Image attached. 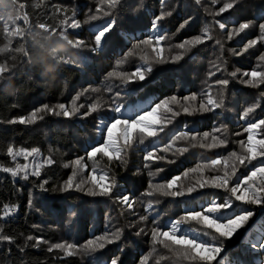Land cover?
Segmentation results:
<instances>
[{"label": "trees", "instance_id": "16d2710c", "mask_svg": "<svg viewBox=\"0 0 264 264\" xmlns=\"http://www.w3.org/2000/svg\"><path fill=\"white\" fill-rule=\"evenodd\" d=\"M97 3L98 0H0V48L8 45L9 49L0 52V62H7L11 68L10 72L4 74L3 80H0V165L15 167V162L7 155L9 146L14 150L37 148L43 160L48 157L55 160L53 165H45L39 178L49 182L48 192H41L34 187L37 180L35 177L25 181L19 177L13 178L9 173L0 172V206L5 203L18 205V210L13 215L0 220L4 234L15 238L13 244L0 242V264H105L115 251L116 245L108 246L103 257L100 253L91 256H85L83 253L64 256L57 250L48 253L46 249L50 244L66 240L83 244L114 226L126 229L122 244L125 249L122 254L123 264H139L142 256L149 257L147 264H175V258L167 249L157 246L153 251L148 237L136 236V228H128V225L137 223L139 216L148 215L147 230L150 231L153 219L164 224L182 216L186 209L199 210L206 199L218 195L222 197L224 193L204 189L175 199L142 196L150 179L147 175L149 169L144 168V164L150 163L153 171L157 168L163 169L154 182H165L180 175L179 184L187 188L201 177L198 173H189L188 177H183V172L207 158H215L217 154L226 155L237 149L236 142L246 137V134L235 135L242 131L244 122L239 119V115L245 107L259 101L260 107L253 116L255 119L264 118V99L258 95L264 90V85L253 89L232 80L227 89L225 108L194 115L182 113L164 132L155 138H147L143 145L139 144L137 138L135 146L127 152L126 164L113 162L108 165L106 158L97 157L95 166L98 169L111 168V174L116 176L120 186L117 191L131 194L133 208L116 205L105 197L89 196L86 194V185L85 191H79L75 187L68 191H52L51 189L62 187L72 173L70 167L66 168L64 164H71L77 157H85L86 160V150H89L91 145L102 142L98 124L101 120L116 115L110 110L115 91L121 92L116 103L123 106L127 116L138 106L148 108L173 95L183 103V97L201 93L221 75L217 73L216 77L208 76L210 71H214L212 64L218 62L220 53L214 42L206 41L179 63L154 64L153 71L147 74L144 81L116 87L120 82L106 80L107 73L114 69L117 61L123 58L133 44L152 34L150 24L153 17L161 11L160 0H124V4L115 13L118 17L117 27L104 48L94 53L89 51L92 46V30L94 25L103 21L86 23V20L90 12L95 11ZM166 4L167 7L163 10L172 11V15L166 16L160 22V29L169 36L176 33L179 25L189 15L195 18L178 34L172 36L170 41L165 42V56L169 55L168 43H178L199 34L206 22L211 23L212 17L209 13L222 6H213L210 0H205L199 10L192 5L191 0H166ZM57 5L67 8V12L56 11ZM132 6L138 9L134 17L130 16L129 12ZM73 8L74 19L81 25L79 28L69 27L71 20L68 24H61L66 17L72 16ZM216 19H228L232 23L245 20H255L257 24L264 22V0H238L233 9ZM41 25H46L49 30ZM18 28L23 29V36L15 34ZM212 34L225 43L226 49L239 50L247 39L253 38L257 32L255 29L250 30L232 41H227L224 33L216 28H213ZM71 40H82L86 47L77 49ZM20 47L27 51L26 56L15 51ZM261 52H264V45H257L240 56L225 51L224 60L228 71L235 68H252ZM147 53L152 55L150 48ZM143 54L144 51L137 49L135 55L123 66L124 70L131 71L139 66L142 63L139 57ZM61 57L66 62L61 61ZM13 65L15 66L12 67ZM108 85L113 86V92L108 91ZM79 93L83 95L76 103L77 106L83 104L84 108L71 117L43 113L44 119H38L35 124L8 123L13 118L27 116L45 104L56 107L64 103L71 109L72 100ZM199 102L198 95L196 107ZM93 103H99L98 110L84 116L83 112ZM185 125L186 130L194 133H211L214 128H224L226 133L223 138L229 143L227 147L205 150L198 146L201 142L199 138L197 141H181L176 146L188 147L189 151L176 156L168 153L167 158L175 160V163L143 160L146 151L151 150L153 145L162 147L174 132L185 130ZM157 155L166 154L159 152ZM86 163L88 170L82 174L87 175L94 162L86 160ZM240 171L243 172L244 169L241 168ZM209 175L210 173L205 171V177ZM80 176L78 173V178ZM30 192L34 194L33 208L27 206ZM149 199H158L160 202L154 203L153 208L146 212ZM243 207L252 208L255 215L245 228H241L231 239L225 241L224 260L226 264H264V253L256 252L249 256L242 252V246L249 233H264V207ZM143 226L145 225L137 223V227ZM190 226L199 227L195 224ZM28 235L43 237L49 244L38 248L29 246L21 253L18 249L23 247Z\"/></svg>", "mask_w": 264, "mask_h": 264}, {"label": "snow or ice", "instance_id": "6c2138e0", "mask_svg": "<svg viewBox=\"0 0 264 264\" xmlns=\"http://www.w3.org/2000/svg\"><path fill=\"white\" fill-rule=\"evenodd\" d=\"M213 6L221 4L215 12L209 13L212 17L211 23L206 22L200 33L190 38H186L178 43H168L167 52L165 56V42L170 41L172 36L178 34L182 29L188 26L193 20L194 16L189 15L177 28L176 33L169 36L160 29V22L166 16L172 15V11H164L167 7L166 0H160L161 11L154 16L150 29L152 34L144 39L138 40L132 47L124 54L123 58L117 61L114 69L107 73L106 80L119 81L120 85L126 86L133 82H142L146 79L147 74L153 71L154 64L179 63L193 52L197 46L204 45L206 41H212L217 46L220 55L217 57L218 62H213L212 67L214 71H210L208 76L216 77L220 73V77L216 78L209 84L201 93H193L185 96L181 100L173 95L168 98L161 99L159 102L150 105L148 108L138 106L135 111H131L129 115L124 114L123 106L116 103L120 97L121 92L115 91L112 96V106L110 110L116 115L101 120L98 124V131L101 134L102 142L93 144L89 150H86V160L93 161L91 171L87 176H80L88 170V164L85 157H77L71 164H64V167L72 168V173L62 187L51 189L52 191H68L75 187L79 191H85L86 194L92 197H105L111 199L114 204L133 208L134 201L130 199L131 194L117 191L120 187L115 175L111 174V168H97L95 162L97 157L106 158L108 165L113 162L121 165L126 164V155L128 150L132 149L139 139V144L143 145L147 138H155L159 133L164 132L165 128L172 125L177 117L182 113L187 115H194L196 113L213 112L216 109H223L227 102V89L232 80H237L239 83L253 88L259 89L264 85V52H261L257 57L255 65L248 70H241L235 68L228 71L227 64L224 60L225 51H230L232 55L240 56L249 52L257 45H264V22L256 23L255 20H245L243 22L232 23L228 19H216L222 17L224 13L233 9L238 0H210ZM192 5L199 10L203 7L205 0H191ZM124 4V0H98L94 12H90L86 23H92L98 20L103 22L94 25L92 30V46L89 51L100 52L107 44L108 39L118 24V17L115 14L117 9ZM138 9L135 6L129 8L130 16L134 17ZM56 11L67 12V8H62L60 5L56 6ZM75 17V9L72 10V16L66 17L61 21V24H68L71 28H79L80 22ZM27 22V17L24 18ZM46 28V25H41ZM213 28L218 29L224 33L227 41H232L241 34H246L248 31L255 29L257 35L251 39H247L246 43L238 50L237 48L226 49L225 43L216 38L213 33ZM54 31V30H53ZM134 31V29H133ZM16 35L23 36L24 31L21 28L16 30ZM67 37L66 35H64ZM74 47L81 49L86 47L82 40L73 42L70 41ZM11 43V41H9ZM150 48L151 54L147 53ZM140 49L145 54L141 55L139 59L142 63L134 67L133 70H124V65L130 57H133L136 50ZM8 45L0 48V52L8 51ZM15 51L26 56L27 51L23 47ZM15 57H13L14 59ZM64 61V58H60ZM223 65V66H221ZM13 65L12 67H14ZM11 71L7 62H0V80H3L4 74ZM226 74V75H225ZM207 84V81H205ZM213 88L215 91H213ZM87 91V89H85ZM98 91V89H93ZM108 91L113 92V86L108 85ZM83 93L77 94L72 100L71 109L67 108L64 103L58 104L56 107L43 105L31 111L27 116L16 117L8 121L9 124H35L36 121L43 120V113H50L55 116H63L65 118L77 114L83 104L77 106V101ZM199 95V106H195V102ZM261 99H264V90L258 93ZM173 105L177 106L176 108ZM100 107L99 103H93L88 106L87 110L83 112L84 116L95 113ZM260 107L259 101H254L251 105L245 107L239 119L244 122L242 131L235 135L243 136L245 138L239 139L237 149L228 152L226 155L217 154L215 158H207L204 161L197 163L194 167L187 169L182 173L183 177H188L189 173H198L200 179L185 188L179 184L181 176H173L165 182H154L162 168H157L155 171L151 170V164L145 163L144 168L149 169L147 175L149 182L147 189L142 196L154 198L157 196L178 198L190 196L194 192L204 189L218 190L224 195L217 196L212 199H206L200 205L199 210L186 209L184 214L177 219L169 220L161 224L159 220L153 219L150 231L147 230L148 215L138 217L137 223H142L145 226L137 227V223L128 225V228H136V236H146L149 239L151 248L156 250L157 246H162L171 253L175 258V264H226L223 253L226 252L225 241L231 239L241 228H245L249 220L255 215V211L243 205H250L255 207H264V118L255 119L253 114L256 109ZM174 132L167 143L162 147L153 145L151 150L146 151L143 160L146 162L165 161L167 163H175V160H169L167 154L171 153L173 156L177 154L183 155L188 152V147L176 146L181 141H197L201 140L199 147L205 150H213L220 147H227L229 141L223 138L226 129L217 127L213 131L194 133L186 130ZM221 133L222 135H217ZM210 138V142H209ZM195 146V145H193ZM163 152L166 155H157ZM39 154V149L32 148L14 150L12 146L7 148V155L13 162L17 157H23L25 161L29 157H33V163H15V167L0 165V172L9 173L13 178L19 177L25 181L30 177L37 178L34 187L41 192H48L49 182L47 180H40L42 169L45 165H53L55 160L51 157L45 158L42 162H36L35 156ZM255 162V163H254ZM241 168L244 169L241 172ZM205 171L210 173L205 177ZM78 179V182H76ZM33 193H29L27 206L33 208L34 201L32 199ZM158 199H149L147 201V208L145 211L153 208L154 203H159ZM239 202V204L237 203ZM18 210V205L7 203L0 206V220L10 217ZM69 211H71L69 209ZM195 224L199 227H191ZM126 229L114 226L112 229L106 230L103 234L95 236L83 244H77L71 241H61L50 244L47 247V252L52 253L54 250L59 251L64 256H74L83 253L85 256H91L95 253H100L101 257L104 255V250L108 249L110 245H116L115 251L105 261V264H123L122 254L125 251L122 246L124 240V233ZM0 242L15 243V238L4 234V229L0 227ZM49 242L43 237H35L28 235L25 239L23 247L18 249L23 253L29 246L38 248L41 245H48ZM242 252L249 256L253 253H264V233L255 234L249 233L245 238V243L242 246ZM149 257L142 256L139 264H147Z\"/></svg>", "mask_w": 264, "mask_h": 264}, {"label": "rangeland", "instance_id": "374dc122", "mask_svg": "<svg viewBox=\"0 0 264 264\" xmlns=\"http://www.w3.org/2000/svg\"><path fill=\"white\" fill-rule=\"evenodd\" d=\"M35 161H36V162H42L43 159H42V158L40 157V155L38 154V155L35 156ZM15 163H21V164H23V163H29L30 168H31V165H32V163H33V157H29L27 161H25L24 158H23L22 156H21V157H17ZM70 169L72 170L71 167H70ZM80 174H81V176H84V177L87 176L86 173H84V174L80 173ZM86 186H88V185H86Z\"/></svg>", "mask_w": 264, "mask_h": 264}]
</instances>
